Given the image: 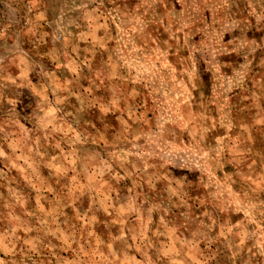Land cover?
<instances>
[{
  "label": "rangeland",
  "instance_id": "374dc122",
  "mask_svg": "<svg viewBox=\"0 0 264 264\" xmlns=\"http://www.w3.org/2000/svg\"><path fill=\"white\" fill-rule=\"evenodd\" d=\"M0 264H264V0H0Z\"/></svg>",
  "mask_w": 264,
  "mask_h": 264
}]
</instances>
